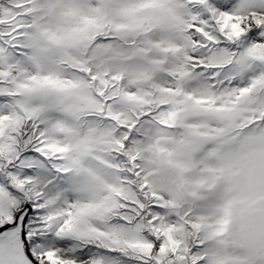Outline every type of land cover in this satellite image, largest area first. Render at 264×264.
<instances>
[{
    "label": "snow or ice",
    "instance_id": "snow-or-ice-1",
    "mask_svg": "<svg viewBox=\"0 0 264 264\" xmlns=\"http://www.w3.org/2000/svg\"><path fill=\"white\" fill-rule=\"evenodd\" d=\"M0 264H264V0H0Z\"/></svg>",
    "mask_w": 264,
    "mask_h": 264
}]
</instances>
